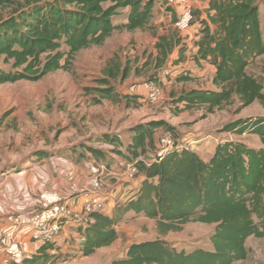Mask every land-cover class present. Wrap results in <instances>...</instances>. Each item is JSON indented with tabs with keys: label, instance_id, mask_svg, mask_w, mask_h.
<instances>
[{
	"label": "trees",
	"instance_id": "obj_1",
	"mask_svg": "<svg viewBox=\"0 0 264 264\" xmlns=\"http://www.w3.org/2000/svg\"><path fill=\"white\" fill-rule=\"evenodd\" d=\"M206 2L205 18L193 12L200 27L193 61L196 66L206 62L215 68L211 81L214 89L194 88L174 95L172 112L178 115L202 109L212 114L234 100L241 109L254 102L264 107V65L260 75L250 72L264 57L261 5L257 0ZM0 5L15 6L7 18L0 20V61L9 65L7 70L0 69L2 85L70 71L78 52L102 46L114 31L145 28L152 18L154 0H0ZM121 9H128V14L126 22L119 25L114 17ZM155 50L153 61L150 55L143 67L152 65L160 70L174 52L178 56L172 66L186 60V46L176 31L168 37L159 36ZM129 72L127 65L110 61L97 80L99 87L88 90L87 95L93 96L94 104L102 100L119 102L111 81L124 80ZM190 80L189 75L176 78L178 83ZM160 129L175 133L174 127L163 121H151L132 127L128 144L115 136L102 140L112 153L133 162L137 176L143 179L135 198L118 205L111 215L92 214L93 221L79 227L83 237L79 254L89 257L110 247L117 239L118 225L132 213L154 220L163 235L179 231L188 223L214 225L211 250L185 252L155 239L129 245L124 258L112 264H234L247 260V239L264 237V116L239 119L223 127L225 133L258 137L259 147L225 141L216 145L207 160L191 150L153 152ZM91 146L87 150L101 158L103 152ZM44 154L39 153L38 159ZM59 250L54 241L42 243L35 254L18 264H55Z\"/></svg>",
	"mask_w": 264,
	"mask_h": 264
},
{
	"label": "rangeland",
	"instance_id": "obj_2",
	"mask_svg": "<svg viewBox=\"0 0 264 264\" xmlns=\"http://www.w3.org/2000/svg\"><path fill=\"white\" fill-rule=\"evenodd\" d=\"M14 1L23 3L24 0ZM201 2L198 0L193 12L198 11ZM257 2L261 5L264 29V0ZM158 7L156 5L145 28L133 32L114 31L102 46L78 52L70 71H55L37 81L0 85V179L10 171L21 169L28 162H39V153H46L44 158L66 160H69V155L76 154L84 162L94 160L98 167L104 164L108 171L115 167L121 168L122 163H126L124 159L108 150L102 140L115 136L128 144L131 128L151 121H163L174 127L178 145H188L187 140L195 141V153L204 160L221 142L234 141L251 147L260 146L256 136L223 132V127L233 121L264 116V107L258 102L241 109L238 101L234 100L212 114H206L202 109L178 115L172 112L170 101L174 95L193 88L209 87L210 75L207 67L202 66L199 71L201 75L192 78L198 72L194 64L188 67L185 63L178 67L167 64L160 70H155L152 65L143 67L150 55V61H153L159 36L168 37L173 31L180 35L164 14L170 12L175 15L174 12L166 9L160 11ZM14 8L0 5V20L7 18ZM127 13V10H119L114 23H125ZM196 19L194 16L193 23ZM112 60L130 69L124 80L111 81V87L120 100L117 103L102 100L94 104L93 96L87 95V91L99 87L97 80L102 78L103 69ZM262 65L264 57L257 60L250 72L260 75ZM8 68L9 65L0 61V69ZM166 69L170 70V76L162 74ZM181 75H191L192 79L176 82V78ZM149 82H158L162 90V95L154 101L145 98V84ZM133 99L138 102H130ZM163 131H156L155 143ZM90 145L103 152V156L94 159L87 150V147H92ZM153 152L158 153V148L154 147ZM105 178L102 180L104 189L110 187V182L107 183ZM118 197L111 202H117ZM118 205H122L121 202L115 204L116 207ZM104 213H108V210ZM214 228V225L188 223L179 231L163 235L157 231L154 220L128 213L118 225L117 239L110 247L102 248L89 257H82L77 248H71L63 254L59 253L60 258L55 264H112V261L124 258L129 245L155 239L165 240L185 252L211 250L210 237ZM245 246L249 251L247 260L234 264H264V237H251Z\"/></svg>",
	"mask_w": 264,
	"mask_h": 264
},
{
	"label": "crops",
	"instance_id": "obj_3",
	"mask_svg": "<svg viewBox=\"0 0 264 264\" xmlns=\"http://www.w3.org/2000/svg\"><path fill=\"white\" fill-rule=\"evenodd\" d=\"M156 5L159 6L158 8L160 11L166 9L164 0H154L153 10L156 9ZM197 8L200 18H205L207 8L206 0H202ZM122 10L128 11V9ZM164 14L167 16L166 19L168 18L170 20L169 22L175 17V21L171 22L174 27L177 20L176 13L174 12L175 15H173L170 12H164ZM260 20L261 32L264 39L261 6ZM199 28V24L195 20L187 32L180 33L182 43L186 46V60L184 63L187 67L190 66V64H194L195 67L198 68V72L195 73V76L190 75L192 78H197L201 75L199 71L202 66L207 67L210 75V86L196 89L213 90L214 87L212 86L211 81L215 68L206 62H201L200 66H196L193 61V57L197 52L194 42L198 40ZM177 56V53L174 52L171 56V61L167 64L172 65V62L177 59ZM155 147H157V143H155ZM194 148L195 147L191 150L196 152ZM148 157H151V155H148ZM67 158L69 160L48 157L42 158L36 163L28 162L21 169L10 171L0 179V232L3 236H6L8 232L10 233L11 231L16 232V238L19 239L23 245V258H30L42 245V243L33 238L32 235V217L37 211L44 208V203L41 199L42 194L52 193L61 197H72L76 204L74 210L79 212L82 209V204L85 201V198L81 194L72 195L71 191L73 188H81L84 186L94 173L98 171L99 167L94 160L87 163L78 158L76 154L69 155ZM93 158L98 159L96 156ZM124 161L127 162V160ZM123 166L122 163L121 168H123ZM121 168L115 167V169L110 168L112 171L107 170L108 174L106 175L105 181H107V183L110 182V187H106L104 190L106 195V211L108 210V213L105 214L107 215H111L114 212L116 207L115 204L117 202L124 204L128 200L135 198L143 179L142 176L138 175L131 180L124 179L121 183L117 180V175L120 173ZM117 195H119L117 202H111L112 199H116ZM17 217L20 219L21 225L20 227L15 228L12 223L13 219ZM80 231L81 228H79L78 225L73 223L65 224L60 237L54 240L55 244L60 248L59 252L65 253L71 248H77V250L80 251L83 243V237L81 236ZM6 239L7 238L5 237L4 241H6ZM0 264L15 263L2 259L0 260Z\"/></svg>",
	"mask_w": 264,
	"mask_h": 264
},
{
	"label": "built area",
	"instance_id": "obj_4",
	"mask_svg": "<svg viewBox=\"0 0 264 264\" xmlns=\"http://www.w3.org/2000/svg\"><path fill=\"white\" fill-rule=\"evenodd\" d=\"M166 10L173 11L177 15L174 24L175 29L184 33L187 32L194 20L193 11L198 4V0H164ZM164 76H170V70L162 72ZM145 98L154 101L162 95V90L158 82H149L145 84ZM188 145L176 144L174 135L168 131L160 133L156 143L158 153L162 154L169 150L178 151L191 150L196 142L187 140ZM192 151V150H191ZM107 169L100 165L97 172L81 188H73L72 195L81 194L85 201L82 204L81 211L74 210L75 202L72 197H61L59 195L42 194L41 199L44 208L36 212L32 217V235L41 243L54 241L62 232L65 224L73 223L79 227H85L93 220L91 215L94 213H104L106 210L105 189L103 179L107 175ZM138 174L137 167L133 162H126L117 175V180L123 182L124 179H134ZM50 194V193H49ZM15 228L20 227V219L14 218ZM7 238L4 241V238ZM22 242L16 238V232L11 231L6 236L0 232V260H8L11 263H20L24 258Z\"/></svg>",
	"mask_w": 264,
	"mask_h": 264
}]
</instances>
